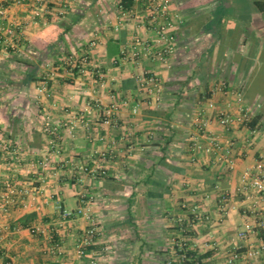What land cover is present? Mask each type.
<instances>
[{"label":"crops","instance_id":"crops-1","mask_svg":"<svg viewBox=\"0 0 264 264\" xmlns=\"http://www.w3.org/2000/svg\"><path fill=\"white\" fill-rule=\"evenodd\" d=\"M154 1L0 0L14 27L0 35V182L16 189L8 211L0 189V264H169L184 238L200 264H228L236 245L238 264H264V193L243 183L264 161V11L255 0H167L178 18L169 63L123 58L136 37L156 39ZM144 72L160 79L161 100ZM242 106L255 130L237 120ZM200 113L221 150L196 146L208 143ZM85 205L99 237L79 257L91 223L62 211ZM194 206L205 217L194 220Z\"/></svg>","mask_w":264,"mask_h":264},{"label":"built area","instance_id":"built-area-1","mask_svg":"<svg viewBox=\"0 0 264 264\" xmlns=\"http://www.w3.org/2000/svg\"><path fill=\"white\" fill-rule=\"evenodd\" d=\"M17 3H24L26 0H14ZM157 15H153V19L155 21V29H156V39L154 41L144 40L140 37H136L134 41L131 43L130 48L124 47L122 50L123 58L131 59L133 61L139 62L143 57H152L160 60L164 63H169V58L174 55L178 49V39L177 35L173 33L175 26L178 25V18L177 17H170L169 16V3L167 0H155L154 1ZM6 11L0 8V35L2 32L8 29V32L13 34L14 27H6L4 25ZM11 45V42H9ZM139 80L142 83V86L145 87L149 94L152 95L156 101H159L163 98V89L160 83V79L151 72H144L138 76ZM238 97V102L243 103L244 96L242 93L236 94ZM208 106L210 109H215L216 105L214 101H209ZM113 108L117 109V106H113ZM138 109L136 108L135 111ZM112 112V111H111ZM108 112V116L111 113ZM200 119H198V139L204 137L207 139L208 136V143L201 144L200 140H196V146L200 149L205 150L207 153L216 152L222 149V145L218 137L211 136L208 134V129L211 124V119L209 117L203 116L202 113L199 115ZM220 118L222 124L225 128L230 129L235 119L233 116L229 114L227 111L220 112ZM251 119L250 109L247 107L242 106L240 115L238 116L237 120L241 121H249ZM108 120V119H107ZM74 127H71L73 131ZM59 126L52 125L48 120L45 123L44 131L47 135L53 136L56 135L58 132ZM52 143L54 141L51 140ZM44 168H50L51 162L49 158L42 160L40 163ZM256 174L253 173L252 170H247L244 175V184L249 182L254 189L259 192L264 193V161L261 160L255 167ZM8 189V192L3 195L5 199L4 210L8 211V205L12 203L11 193L15 194L16 189L12 187L10 183L3 184L0 182V189L5 187ZM36 199V197H33ZM220 205L222 210H226V205L229 200V193H223L220 197ZM61 208V207H60ZM62 210V209H61ZM192 214L194 215V220H200L205 217V214L200 211L198 206H194L192 208ZM62 215L65 219H70L73 217H84L87 219L91 224L90 227L86 228L82 233L77 245H76V252L79 257H82L86 254L88 248L95 244L97 238L99 237V229L97 227L96 219L92 214V209L89 205L81 206L77 210L67 211L63 210ZM209 218V217H208ZM180 222L185 221L184 217L179 218ZM253 225L251 223L246 224V227L238 233V238L245 240L249 238L250 234L253 232ZM184 230L188 232V227H184ZM179 247L178 255L180 257L179 261L181 263L175 262L173 259L169 262V264H185L182 261H194V256H189L187 253V245L188 242L186 239H182L181 241H176L175 243ZM264 249V248H263ZM260 251H256L253 253L254 256H257ZM242 258V250L240 245H236L233 250L230 251L228 264H238V262ZM5 264H12L11 261H7ZM195 264H200V262L196 259Z\"/></svg>","mask_w":264,"mask_h":264},{"label":"trees","instance_id":"trees-1","mask_svg":"<svg viewBox=\"0 0 264 264\" xmlns=\"http://www.w3.org/2000/svg\"><path fill=\"white\" fill-rule=\"evenodd\" d=\"M254 2L261 11H264V0H255ZM134 3H135V0H121V2H120V4L122 5V7L125 10L131 9L132 6L134 5ZM256 124H257V121L253 120V117H252L251 121L246 122V125L249 126L250 128H252V130H255ZM186 248H187V253L189 256L190 255L194 256V257L196 256V253L192 252V250L189 249L188 245ZM179 252H181V251H179ZM196 259L199 261L201 258L199 257V259H198L195 257V260ZM195 260L194 261L183 260L182 262L185 264H195ZM175 262H177V261H175ZM178 263H181V261H178Z\"/></svg>","mask_w":264,"mask_h":264},{"label":"rangeland","instance_id":"rangeland-1","mask_svg":"<svg viewBox=\"0 0 264 264\" xmlns=\"http://www.w3.org/2000/svg\"><path fill=\"white\" fill-rule=\"evenodd\" d=\"M168 3H169V1H168Z\"/></svg>","mask_w":264,"mask_h":264}]
</instances>
